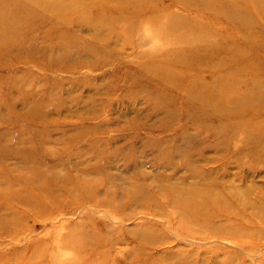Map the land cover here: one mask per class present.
I'll return each mask as SVG.
<instances>
[{"label": "rangeland", "instance_id": "obj_1", "mask_svg": "<svg viewBox=\"0 0 264 264\" xmlns=\"http://www.w3.org/2000/svg\"><path fill=\"white\" fill-rule=\"evenodd\" d=\"M0 264H264V0H0Z\"/></svg>", "mask_w": 264, "mask_h": 264}, {"label": "bare ground", "instance_id": "obj_2", "mask_svg": "<svg viewBox=\"0 0 264 264\" xmlns=\"http://www.w3.org/2000/svg\"><path fill=\"white\" fill-rule=\"evenodd\" d=\"M208 103L210 104V101ZM180 195L183 197L184 195H187V192H182ZM172 199H173V201L171 200L172 201V204H171L172 208L178 209L180 211V213H182L183 215H186L188 213L187 214L188 215L187 220H188V218L189 219L196 218L198 216V214L203 210L208 211V209L210 208V202H211L210 198H206V199L204 198L200 202L199 201L198 202L197 201L188 202V201L182 200L180 197H173ZM212 203H211L212 204L211 207L214 209V213L212 212L213 216H214L215 213L216 214L218 213L219 205L221 202L217 198ZM211 211H213V210H211ZM226 215H227V213L225 214V217H227ZM209 219H210V217H209Z\"/></svg>", "mask_w": 264, "mask_h": 264}]
</instances>
